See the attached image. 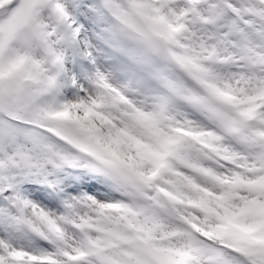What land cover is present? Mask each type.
<instances>
[{
	"label": "snow or ice",
	"instance_id": "1",
	"mask_svg": "<svg viewBox=\"0 0 264 264\" xmlns=\"http://www.w3.org/2000/svg\"><path fill=\"white\" fill-rule=\"evenodd\" d=\"M0 264H264V0H0Z\"/></svg>",
	"mask_w": 264,
	"mask_h": 264
}]
</instances>
